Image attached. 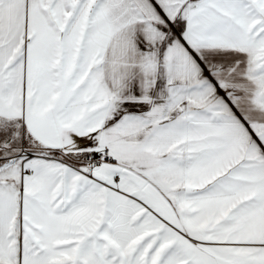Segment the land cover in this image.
<instances>
[{
  "label": "crops",
  "instance_id": "0c3cea01",
  "mask_svg": "<svg viewBox=\"0 0 264 264\" xmlns=\"http://www.w3.org/2000/svg\"><path fill=\"white\" fill-rule=\"evenodd\" d=\"M148 1L187 53H124L125 84L103 3L0 0V264H105L123 215L130 245L264 264V0Z\"/></svg>",
  "mask_w": 264,
  "mask_h": 264
},
{
  "label": "rangeland",
  "instance_id": "374dc122",
  "mask_svg": "<svg viewBox=\"0 0 264 264\" xmlns=\"http://www.w3.org/2000/svg\"><path fill=\"white\" fill-rule=\"evenodd\" d=\"M97 1L103 3L104 8L102 13L105 26L104 37L114 38V42L119 48L121 83H128L127 76L122 72V69L128 67L127 55L125 54L123 57L124 53L129 51L141 53L145 49L148 52L187 53L180 38L179 43L171 41L172 37H177L175 23L154 12L148 0ZM89 17L91 18L92 14H89ZM182 30V23L179 22V31L182 32ZM111 47V45L108 46L109 51L105 54V68H111ZM149 48L151 49L148 50ZM184 64V73L186 74L188 69L186 61ZM104 80L110 84L111 77L105 76ZM128 224V219L123 215L120 217V227L115 225L114 229L108 232L109 240L116 236L120 251L105 254V264H208L205 247L201 245L199 253L187 238L180 237L178 245L173 244L163 248L155 243L150 245V240L138 239L135 246L130 245L133 241V234L132 229L128 228Z\"/></svg>",
  "mask_w": 264,
  "mask_h": 264
},
{
  "label": "built area",
  "instance_id": "2783aa9c",
  "mask_svg": "<svg viewBox=\"0 0 264 264\" xmlns=\"http://www.w3.org/2000/svg\"><path fill=\"white\" fill-rule=\"evenodd\" d=\"M86 160L91 168H94L101 164H117V159L107 148L94 149L90 151L86 156ZM27 174L31 175V172L28 171ZM116 180H118V177H116Z\"/></svg>",
  "mask_w": 264,
  "mask_h": 264
}]
</instances>
